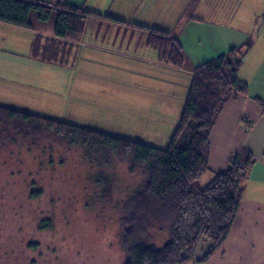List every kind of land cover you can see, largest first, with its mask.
Instances as JSON below:
<instances>
[{"label":"rangeland","instance_id":"374dc122","mask_svg":"<svg viewBox=\"0 0 264 264\" xmlns=\"http://www.w3.org/2000/svg\"><path fill=\"white\" fill-rule=\"evenodd\" d=\"M31 21H37L35 13ZM91 24L74 37H81V44L66 46L62 54L53 44L56 64L65 67L52 70L55 66H36L27 46L19 45L22 40H13L17 27L0 23V103L167 148L185 107V68L177 72L136 37ZM19 32L26 40L28 31ZM83 154L80 146L46 139L35 148L0 149V264H124L116 202L124 201L142 178L130 176L114 155L88 161ZM101 170L112 182V203L99 198L93 176ZM204 178L196 183L201 188ZM47 220L53 228L40 229ZM155 236L159 244L167 239L166 234Z\"/></svg>","mask_w":264,"mask_h":264},{"label":"trees","instance_id":"16d2710c","mask_svg":"<svg viewBox=\"0 0 264 264\" xmlns=\"http://www.w3.org/2000/svg\"><path fill=\"white\" fill-rule=\"evenodd\" d=\"M47 23L53 20L55 39L41 43L35 39L31 56L56 63V52L75 43L62 40L82 36L91 22L100 20L115 26L141 31L148 37V46L159 51L161 60L175 69L185 68V58L179 40L172 33L102 16L64 0L57 3L43 0H0V23L31 29V16ZM73 35V36H72ZM81 38V37H80ZM79 38V39H80ZM78 45V44H76ZM59 48H61L59 50ZM231 49L226 55L199 65L193 78L177 131L167 148L131 141L103 132L84 129L56 119L42 117L0 104V149L10 145H31L34 148L46 139L69 147L80 146L89 161L94 155H112L127 166L128 174L141 176L124 201L116 202L121 210V243L124 264H190L207 242L210 247L199 260L210 261L223 246L238 218L252 159L240 165L232 158L230 167L199 187V181L209 173L210 136L217 115L222 111L233 90L245 92L247 84L238 78L240 61ZM55 59V60H54ZM101 166V164H100ZM100 189L102 202L112 203L110 177L105 171L93 176ZM31 198L37 196L36 192ZM40 229L53 228L50 220L42 221ZM156 233L166 234L159 244Z\"/></svg>","mask_w":264,"mask_h":264},{"label":"crops","instance_id":"0c3cea01","mask_svg":"<svg viewBox=\"0 0 264 264\" xmlns=\"http://www.w3.org/2000/svg\"><path fill=\"white\" fill-rule=\"evenodd\" d=\"M43 1L57 3L60 0ZM64 1L69 6L84 8L102 16L107 15L172 33L183 50L188 91L193 71L199 65L216 60L228 54L231 49H236L235 58L241 62L238 78L247 87L243 93L233 90L226 105L217 115L210 136V170L203 176L205 181L202 185L210 184L217 174L224 173L230 167L232 158L237 157L240 165L251 159L253 163L243 184L244 195L238 218L227 240L210 261L201 263L199 260L210 247L205 242L196 254V261L190 264H264V0ZM32 23L31 29H14L19 36L13 40H22L19 45L27 46V57L36 66L41 65L46 69H49L48 66H55L52 70L65 67L31 56L35 39L40 38L41 43L45 39H55L54 22ZM106 23L92 24L102 30L120 33L128 38L136 37L137 41L148 43L145 35L133 32L128 34L125 28ZM106 27L109 29H105ZM19 29L28 31L26 40L21 37L19 31L22 30ZM65 42L79 45L82 41L67 36L62 44ZM174 70L181 71L177 68ZM55 81H58L57 78Z\"/></svg>","mask_w":264,"mask_h":264}]
</instances>
